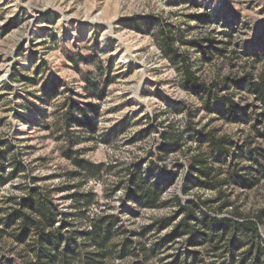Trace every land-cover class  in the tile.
<instances>
[{
    "label": "rangeland",
    "instance_id": "1",
    "mask_svg": "<svg viewBox=\"0 0 264 264\" xmlns=\"http://www.w3.org/2000/svg\"><path fill=\"white\" fill-rule=\"evenodd\" d=\"M263 83L264 0H0V264H35L4 225L33 186L80 229L114 217L104 264H264Z\"/></svg>",
    "mask_w": 264,
    "mask_h": 264
},
{
    "label": "trees",
    "instance_id": "2",
    "mask_svg": "<svg viewBox=\"0 0 264 264\" xmlns=\"http://www.w3.org/2000/svg\"><path fill=\"white\" fill-rule=\"evenodd\" d=\"M133 23L138 31H142L143 27L148 28L156 24L154 19L134 20ZM255 93L260 98H264V83L255 88ZM168 143L178 146V140L175 137L169 138L168 136ZM4 157L5 153L1 151L0 184L7 180L2 175ZM73 161L77 167L86 172L96 173L99 169L98 165L82 158L74 157ZM20 169L21 165L16 164L12 175H16ZM129 172L130 181L127 196L134 205L146 208L158 205L162 190L145 184L139 168H134ZM202 176L209 177V172L203 173ZM193 205L188 201L186 218L195 220ZM13 224L16 226L18 241H24L29 236L32 237L31 250L35 264H104L102 263L103 258L114 252L117 247L111 240L114 226L112 215L94 217L88 229H80L79 225L68 220L65 214L61 215L49 193L38 186L29 188L26 195L20 197L16 205L6 215L4 225L9 227ZM165 224L166 222H163L162 226ZM181 226L182 224L176 226L175 235L182 233ZM128 242L124 239L117 247L122 255L129 250Z\"/></svg>",
    "mask_w": 264,
    "mask_h": 264
}]
</instances>
